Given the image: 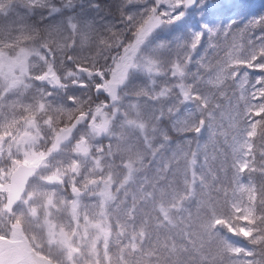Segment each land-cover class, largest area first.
<instances>
[{"label": "rangeland", "instance_id": "rangeland-1", "mask_svg": "<svg viewBox=\"0 0 264 264\" xmlns=\"http://www.w3.org/2000/svg\"><path fill=\"white\" fill-rule=\"evenodd\" d=\"M262 16L264 0H0V161L24 156L0 163V264H54L4 205L18 166L48 164L37 112L70 96L89 110L54 159L75 179L27 186L60 264H264ZM116 71L111 103L94 88Z\"/></svg>", "mask_w": 264, "mask_h": 264}, {"label": "clouds", "instance_id": "clouds-1", "mask_svg": "<svg viewBox=\"0 0 264 264\" xmlns=\"http://www.w3.org/2000/svg\"><path fill=\"white\" fill-rule=\"evenodd\" d=\"M97 71H101V69H97ZM102 83V80H101ZM49 107L46 111L37 112L39 118L43 121L41 128L38 130L41 136V143L36 145L37 151H43L45 153V160L48 161L46 167H42L37 171V173L33 174V177H30V180H36L41 188L47 187V180L49 176H57L63 175L64 181H71L75 179L69 172L68 167L72 165L69 164L67 167H64L63 170L61 167L57 166L55 161V157L59 155V151H63V149L58 150L57 152H52L50 147H43V137H47V143L49 145L54 141V133L59 128L69 129L71 128L73 132L78 127V122L81 121V117L84 116L85 112L89 109L85 107L87 105V100H81L79 97H68V100L64 106L63 111H60L57 114V109L51 100L47 101ZM19 134V133H17ZM88 132L81 133V136L74 141L73 143H78L80 139H87ZM13 137H5V142L7 144L12 143ZM139 150L143 153L144 160V169H147L148 164L152 163L150 149L145 147L143 144H138ZM97 153H103V148H98ZM111 153H106L108 155ZM96 158L102 159L103 156L99 155ZM14 159L23 160L24 156L20 152H13L11 155L7 153L4 154V159L0 161L3 163L5 167H11ZM76 163H81L80 161H76ZM81 167L84 168L85 165L81 164ZM127 167L121 166V176L118 184H115L114 189L112 190V199L113 203L119 207L122 203V197L126 194L122 191L123 186L127 182ZM109 180H111V175L109 173ZM63 183V181L61 182ZM109 185L106 182V189ZM55 190V189H53ZM32 196V191L29 187L26 186L25 192L22 194L20 200L16 201L11 210H9V221L11 223H15L17 220H22L31 225L32 231L36 233V240L38 242V250L45 254H52V259L54 264H60L62 259V255L56 251L57 246L49 244L48 232L46 225L44 223L45 217L42 214H38L37 216H33L31 212V207L37 206L38 203L42 204L43 201H38L37 198L33 197L31 200L27 199ZM58 206L63 207V199L57 201ZM7 208V204L4 205ZM43 211V210H42Z\"/></svg>", "mask_w": 264, "mask_h": 264}, {"label": "water", "instance_id": "water-1", "mask_svg": "<svg viewBox=\"0 0 264 264\" xmlns=\"http://www.w3.org/2000/svg\"><path fill=\"white\" fill-rule=\"evenodd\" d=\"M198 0H184V3L189 8H194ZM124 86V78L120 72L116 71L113 75L112 80L109 82L108 86L105 87L102 84H98L95 88L96 94H105L109 97L110 102L114 103L118 99V94ZM81 121L78 122V126L81 124ZM76 130V129H75ZM73 133L71 128L62 129L61 132L57 135L54 142L53 150H57L64 141H66ZM35 166L33 165H21L17 170L14 171L11 178V187L8 192V208H12V205L19 200L21 194L23 193L29 177L32 175ZM78 190L74 188L72 193H76Z\"/></svg>", "mask_w": 264, "mask_h": 264}, {"label": "snow or ice", "instance_id": "snow-or-ice-1", "mask_svg": "<svg viewBox=\"0 0 264 264\" xmlns=\"http://www.w3.org/2000/svg\"><path fill=\"white\" fill-rule=\"evenodd\" d=\"M261 20H264V16L260 17ZM232 23H235V20L232 21ZM202 27H205L202 25Z\"/></svg>", "mask_w": 264, "mask_h": 264}, {"label": "trees", "instance_id": "trees-1", "mask_svg": "<svg viewBox=\"0 0 264 264\" xmlns=\"http://www.w3.org/2000/svg\"><path fill=\"white\" fill-rule=\"evenodd\" d=\"M256 179H257V181H259V178H258V177H257ZM258 189H259V188H258Z\"/></svg>", "mask_w": 264, "mask_h": 264}]
</instances>
